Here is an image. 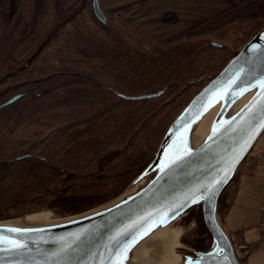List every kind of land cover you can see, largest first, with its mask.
<instances>
[{
	"label": "rangeland",
	"instance_id": "obj_1",
	"mask_svg": "<svg viewBox=\"0 0 264 264\" xmlns=\"http://www.w3.org/2000/svg\"><path fill=\"white\" fill-rule=\"evenodd\" d=\"M194 1L199 4L191 5L190 14L199 17L182 19L174 30L184 32L174 37L168 22L176 18L155 17L149 4L132 13L103 11L107 21L102 22L95 16L93 0H0V104L16 94L25 95L0 109V136L7 141L3 146L7 151L0 159L18 151L22 141L40 139L32 152L53 163L41 164L49 172L46 175L59 176L51 182L53 188L61 178L77 173L78 179L71 185L78 186V194L101 200L94 207L120 196L154 158L182 109L264 26L263 5L253 16L244 15L255 3L264 4L263 0ZM199 1L211 10H203ZM206 12L214 18L201 20ZM139 21L142 25H137ZM159 92L140 100L119 96ZM34 121L45 125L37 126ZM66 121L72 123L71 131L65 133L72 147L79 149L77 155L59 152L65 142L55 139L64 138L65 133L57 130L54 141L44 139L55 127L69 128ZM100 157L108 162L102 171ZM233 181L219 203L221 224L225 195ZM19 183L9 175L0 180V191L10 196ZM48 200L51 197L45 196V200L40 197L25 203L13 218L3 220L38 212L48 213L52 220L75 215L49 209ZM199 209L171 226L179 234L178 254L197 251L193 245L198 241L199 224L194 212ZM229 236L244 264L246 249L234 234Z\"/></svg>",
	"mask_w": 264,
	"mask_h": 264
},
{
	"label": "water",
	"instance_id": "obj_2",
	"mask_svg": "<svg viewBox=\"0 0 264 264\" xmlns=\"http://www.w3.org/2000/svg\"><path fill=\"white\" fill-rule=\"evenodd\" d=\"M93 10L107 21L98 0ZM161 93L119 96L140 100ZM24 96L16 94L0 109ZM215 109L208 133L196 143L197 127ZM263 132L264 26L182 109L154 158L120 196L53 223L0 221V264H149L136 258V249L199 208L211 246L169 264H241L221 224L219 199Z\"/></svg>",
	"mask_w": 264,
	"mask_h": 264
},
{
	"label": "crops",
	"instance_id": "obj_3",
	"mask_svg": "<svg viewBox=\"0 0 264 264\" xmlns=\"http://www.w3.org/2000/svg\"><path fill=\"white\" fill-rule=\"evenodd\" d=\"M203 10H211L205 7ZM102 10L112 13L142 10V5L149 4L159 19L168 15L176 19L168 22L172 36L180 35L184 30L174 29L180 26L182 19L194 20L199 17L191 15V5L199 4L194 0H100ZM221 3V1H220ZM218 4V2H217ZM201 14V20H210L212 14ZM205 15V16H203ZM134 17V15H133ZM141 18V17H137ZM134 17V26L136 25ZM197 19V18H196ZM166 21V20H165ZM141 24L139 21L137 25ZM142 25V24H141ZM175 31V32H174ZM264 132L255 144L246 163L243 164L238 177L233 181L225 195V210L222 225L227 233L234 234L238 243L246 249L244 264H264Z\"/></svg>",
	"mask_w": 264,
	"mask_h": 264
},
{
	"label": "trees",
	"instance_id": "obj_4",
	"mask_svg": "<svg viewBox=\"0 0 264 264\" xmlns=\"http://www.w3.org/2000/svg\"><path fill=\"white\" fill-rule=\"evenodd\" d=\"M259 3L260 4L255 3L248 11H244L246 12L244 14L246 15L245 18L251 17L254 15L253 13L261 11L259 9V5H263L260 8H264V4L261 2ZM261 24L264 25V22ZM35 99L39 100V98L36 97ZM33 124H36L37 126L45 125L44 123H42V121H34ZM65 124L69 125V128L55 127L50 132L52 134H49L50 136L48 135L44 139L47 138L51 141H54L55 137H53V135L55 134L53 132L56 133L57 130L58 132H61L60 134L70 132L72 123L66 121L64 125ZM61 138L62 137L59 136L58 139H55L56 142H65L59 148V152L61 153L62 151H64L65 153L72 156L77 155V151L79 149L74 146L72 147V145L69 143L71 142L70 136L66 134V136H64L62 140ZM38 140L40 139H33L28 142L22 141V143H20V145L17 147L18 151H12L7 157H4V160L0 159V180L3 178H7L9 175H12L13 177H15V179L17 178V180L21 182L16 186L15 192H11L10 196L5 195L8 194L7 192L0 191V220L13 218V213H18L20 210H22L20 209V207H22L25 203L35 202L34 200H37L40 197H42V200H45V196L47 198L51 197V200H48L49 203L47 207L49 209L60 210L64 214H76L100 204L101 200H99L96 196L85 195L81 193L78 194L76 192L78 186H72L71 183L77 181V173H70L69 175H66L64 179L61 178V181L57 182L59 184H56L58 186H55L54 188L50 185L51 182H55L56 180H58L59 176L57 175L56 177V174L53 173H51L50 175H46L49 174V172H46L45 167H42L41 164L47 163L48 165H50L53 163L48 162V160L44 158H38V156H34L35 154H33L32 151L37 148ZM5 141L6 138L4 137H2V140L0 139V158L7 151L6 148L3 147L7 142ZM68 143L70 147L64 148V146H66ZM92 144L90 143V145ZM10 145L12 146V148L15 147L13 143H11ZM92 146H96V144ZM93 155L95 156L97 155V153H94ZM104 162L106 161L102 159V157L98 158V166L101 171V168L108 164V162H106V164H104ZM37 166L39 168H36ZM224 194L225 191H223V193L221 194L219 203L221 202ZM27 195H29L28 199H26ZM35 196H38V198L34 199L33 197ZM194 213V218L198 222L199 228L197 233L198 241L193 246L197 251L207 250L211 245L212 236L204 223L202 210L199 209Z\"/></svg>",
	"mask_w": 264,
	"mask_h": 264
},
{
	"label": "bare ground",
	"instance_id": "obj_5",
	"mask_svg": "<svg viewBox=\"0 0 264 264\" xmlns=\"http://www.w3.org/2000/svg\"><path fill=\"white\" fill-rule=\"evenodd\" d=\"M216 110L217 109L213 110L209 115H207L197 127V130L194 133V140L196 143H200L204 136L208 133ZM60 220L61 219L58 218L52 220L48 213L38 212L25 215L24 218L17 219L13 223L25 225H42ZM171 226L158 230L153 235L148 237L136 249V258L143 263L145 262L149 264H169L174 260L179 259L181 254L176 253L175 250L180 246L178 241L179 234L174 231Z\"/></svg>",
	"mask_w": 264,
	"mask_h": 264
},
{
	"label": "snow or ice",
	"instance_id": "obj_6",
	"mask_svg": "<svg viewBox=\"0 0 264 264\" xmlns=\"http://www.w3.org/2000/svg\"><path fill=\"white\" fill-rule=\"evenodd\" d=\"M194 202V201H193ZM9 231H31L29 229H10ZM18 247H24V245H17ZM127 249H124V251H126Z\"/></svg>",
	"mask_w": 264,
	"mask_h": 264
},
{
	"label": "flooded vegetation",
	"instance_id": "obj_7",
	"mask_svg": "<svg viewBox=\"0 0 264 264\" xmlns=\"http://www.w3.org/2000/svg\"><path fill=\"white\" fill-rule=\"evenodd\" d=\"M195 251V250H194Z\"/></svg>",
	"mask_w": 264,
	"mask_h": 264
}]
</instances>
